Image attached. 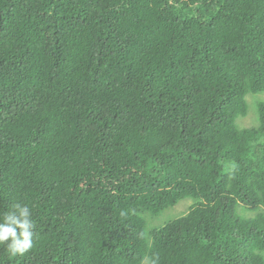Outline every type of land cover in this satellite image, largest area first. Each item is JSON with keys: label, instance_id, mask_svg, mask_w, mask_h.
I'll list each match as a JSON object with an SVG mask.
<instances>
[{"label": "trees", "instance_id": "1", "mask_svg": "<svg viewBox=\"0 0 264 264\" xmlns=\"http://www.w3.org/2000/svg\"><path fill=\"white\" fill-rule=\"evenodd\" d=\"M263 91L264 0H0V264H264Z\"/></svg>", "mask_w": 264, "mask_h": 264}, {"label": "clouds", "instance_id": "2", "mask_svg": "<svg viewBox=\"0 0 264 264\" xmlns=\"http://www.w3.org/2000/svg\"><path fill=\"white\" fill-rule=\"evenodd\" d=\"M35 222L27 205L14 204L0 215V245L12 256H24L33 247Z\"/></svg>", "mask_w": 264, "mask_h": 264}, {"label": "rangeland", "instance_id": "3", "mask_svg": "<svg viewBox=\"0 0 264 264\" xmlns=\"http://www.w3.org/2000/svg\"><path fill=\"white\" fill-rule=\"evenodd\" d=\"M247 103V112L244 117H238L235 120V124L238 128H256L259 125L258 116L256 112V106L259 102H264V91L256 94H248L245 97ZM197 201L187 197L180 200L175 206L167 208L158 217H153L148 213H143L142 218L146 221L148 233L153 228H158L166 224L167 222L179 218L185 215L189 207ZM237 212L244 217H252L255 213L246 211L243 207L239 206ZM264 257V253H262Z\"/></svg>", "mask_w": 264, "mask_h": 264}]
</instances>
